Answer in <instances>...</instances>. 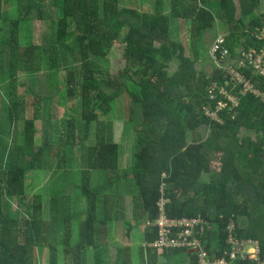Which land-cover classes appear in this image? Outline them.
Instances as JSON below:
<instances>
[{"label": "trees", "instance_id": "1", "mask_svg": "<svg viewBox=\"0 0 264 264\" xmlns=\"http://www.w3.org/2000/svg\"><path fill=\"white\" fill-rule=\"evenodd\" d=\"M259 1L240 0L250 9ZM119 2L0 0V18L8 21L10 30L5 50L0 49V80L6 86V92L0 91V95L8 97L7 119L11 123L24 121L18 145L10 150L5 146L0 152V264H43L44 250L49 251V264H60L61 249L64 264H109L110 252L99 244L100 237L104 238L109 222L120 219L119 194L126 187L132 190L131 226L156 220L158 202L164 199L167 217L202 218L210 225L198 227L194 238L211 261L229 256L232 246L227 241L231 233L241 244L257 241L260 261H264V104L248 94L240 98L236 108L227 107L218 113L220 123L209 119L205 111L215 110L217 100L223 99L220 88L235 95L239 90L215 66L210 75L198 70L202 37L216 28L218 19L226 24L221 49L228 50L229 61L250 49L263 48L264 39L253 35V30L261 31L264 22L251 10L236 19L230 0H152L148 11V6L137 10L120 7ZM45 3L54 11L55 41L34 44L32 19L42 18ZM12 11L16 17H11ZM248 18H252L249 24ZM173 19L189 26L187 53L181 43L169 39ZM117 40L124 44V65L114 76L107 73L103 78L97 60L104 59ZM60 60L67 64L72 60L64 66L63 92L66 98L80 99L78 118L84 127L81 129L77 118L64 117L66 126L57 145L59 150L70 146L69 152L74 153L76 145L84 150V168L80 169L79 181L74 177L72 192H67L65 179L69 181L70 177L63 173L66 156L58 153L59 186L30 196L29 174L46 168V153L51 154L54 146L48 144L51 134L46 119L44 139L38 143L39 109L33 112L34 98L26 101L19 94L20 73L35 77L44 64L55 71ZM243 73L264 93L261 76L251 68ZM211 84L216 85V100H209ZM27 86L29 92L31 89L38 94L35 82ZM122 93L130 99L131 110L140 107L141 116L135 109L138 118L132 121L133 115L128 117L127 124L135 131L136 162L131 173L118 179L123 133L102 117L110 113L113 100ZM51 125L53 128L52 120ZM77 125L78 135L82 132L86 138L91 135L90 126L95 127L97 140L87 148L84 144L88 139L76 135ZM241 130L254 133V139L240 138ZM212 163L218 164L217 170L213 171ZM203 174L208 175V181L202 180ZM120 181V188L113 190ZM110 186L111 191H107ZM79 192L86 201V211L76 244L74 223L78 214L74 212L73 193ZM240 217L246 219L247 227L239 224ZM144 234L148 243L157 239L155 228L145 226ZM189 251L144 245L135 254L140 264H158L159 256L170 263L178 254L189 264H199L197 252ZM114 264H133L132 248H115ZM234 264L260 263L238 259Z\"/></svg>", "mask_w": 264, "mask_h": 264}, {"label": "rangeland", "instance_id": "2", "mask_svg": "<svg viewBox=\"0 0 264 264\" xmlns=\"http://www.w3.org/2000/svg\"><path fill=\"white\" fill-rule=\"evenodd\" d=\"M49 0H46V2ZM231 2L229 3L230 9L233 10L235 14V18L239 19L244 15L245 13H249L250 10L251 12H254V17L259 18L262 22H264V0H260L259 4L255 5L252 9H250L248 4H243L240 2V0H230ZM120 7H129V8H135L137 10L143 9V7H147L145 9L148 11L149 9H152V0H120L119 2ZM2 9H4L2 7ZM43 16L41 17H34L32 19V24H31V32H32V42L34 44H50L55 41V28H54V11L50 8L49 3H45L43 6ZM10 15V14H9ZM54 15V16H53ZM11 17H16V14L12 11L11 12ZM10 17V18H11ZM252 18H248L247 23L251 20ZM8 21H3L0 18V49L5 50V44L4 41L7 38L8 35ZM218 24L216 25V28L205 32L204 36L202 37L201 41V47H200V61L198 62L199 68H203V64L207 66V69H212L214 68V64L211 60V57L209 55L210 47L211 44L214 40L215 37L218 38L219 34H225L226 33V24H222L221 20L218 19ZM249 24V23H248ZM225 25V26H224ZM253 35H257L259 38H264V26L261 31L256 28L253 30ZM170 40L172 41H178L179 43L184 46L185 51L187 53V47H188V42H189V26L186 23H183L182 21L178 19H173L172 20V34H170L169 37ZM47 40V42H46ZM123 47L124 44L120 41L117 40L114 42L112 45L109 53L104 59H98L97 64L101 68V72L99 73L101 77H105L107 73H109L111 76H114V74L120 70L123 65H124V60L122 57V52H123ZM0 50V51H1ZM1 55V54H0ZM5 56V53L3 54ZM42 56L44 54L42 53ZM187 57V56H186ZM47 62V60L44 57V62ZM61 64L58 67L57 70L50 71L48 67H44L40 70L39 73L35 75L28 76L26 72L20 73V80H19V87H18V92L21 95L25 96L26 101L30 98H34L36 101V105L32 109L34 112L36 109L38 110L39 114V119L37 121L38 125V135H37V140L38 143H42V140L44 139L43 133V119H46L48 121V126L50 125V132L51 134V139L48 140V144L54 146V149L51 148V154L50 151L46 153L47 159L49 160L48 164L46 165V168L37 173L29 174V186L31 188V194L30 196L40 194L42 191H49L48 188L50 187L52 190L59 186L60 180H62L61 174L58 171V166L59 165V160H58V153L61 152V156L65 155L66 156V167L63 169V173L66 174L67 177H70L69 181L65 179V184L68 187L67 192H72V181L74 180V177L76 176L78 181L80 179V169L84 168L83 161H82V156L84 154V150H80L78 148V145H76V152H69L72 147H67L63 150H59L60 145L59 139L60 135H63L64 128L66 126V123H62V120L64 117L66 118H77L78 125H80L81 129H83L84 125L79 121V115L81 114V102L80 99H71V98H66L63 92V89L65 87V70L66 67L70 63H72V60L68 62H63V60H60ZM5 67L7 66L6 62H4ZM205 69V67H204ZM34 78V79H33ZM35 82V87L38 91V94L32 93V90L30 92L28 91L27 85H30L31 83ZM30 88V87H29ZM35 89V90H36ZM0 91L6 92V86L5 82L0 80ZM263 94V93H262ZM52 96V97H51ZM8 97L5 95L1 96L0 95V130L2 133V137L0 138V152H4V147L6 146L8 150L11 149V147L14 145L15 147L18 145L20 142L22 136H23V128H24V121L23 118L14 121L11 123L6 116L7 114V108L9 106V101L7 100ZM5 102V103H4ZM130 99H125L123 93L115 100H113L111 104V110L110 113L107 116H103L102 120H104L106 123H112V126L115 128H119L122 130L123 137L121 140V145L119 149V156H120V165H119V172L117 174L118 179H122L121 175H124L130 170H132L133 165H135L136 158H135V153L137 152V148L134 146V129L133 126L131 127L130 124H127L128 122V117L132 114L133 118L132 121H134L136 118H138L137 112L140 115V107H134V109L131 104ZM6 105V106H5ZM137 112H136V110ZM131 110V111H130ZM49 111V112H48ZM51 114V119H48V116ZM51 120L53 124V128L51 125ZM139 121L136 122L138 125ZM127 124V125H126ZM77 125V131L76 135L78 136V139L80 138H85L87 140V144H84L86 148L88 145L91 143L93 144L95 142L96 137H94L93 133H95V127L93 125L90 126V133L91 135L88 136L87 138L82 135V132L79 134V130ZM135 125V127L137 126ZM201 133L203 132L206 134L205 130H200ZM0 133V134H1ZM207 135V134H206ZM250 137V139H254L255 135L252 132H248L246 130H241L239 137ZM46 138V137H45ZM111 136L109 139L111 140ZM190 137H188L189 139ZM76 138V143L78 141ZM66 139L64 138V142ZM49 147V146H48ZM49 150V149H48ZM122 158V160H121ZM65 166V165H63ZM213 171L218 169V164L212 163ZM98 173L96 172V175ZM95 176V172H93V177ZM115 177V180L117 179ZM208 175L203 174L202 175V180L203 181H208ZM62 182V181H61ZM94 182V181H93ZM122 181L119 182L118 186H114L113 190L119 189ZM95 184V183H94ZM134 186V185H133ZM112 186L107 189V191H111ZM59 188L58 190H60ZM128 192H132V190H127ZM79 193H73V206H74V212L78 214L77 219L74 223V228H75V236H74V242L77 244L78 241V236H79V225L80 223L84 220L85 217V211H86V201L84 198L79 195ZM122 199L125 198V194H121ZM46 199V197H45ZM17 207L15 208V210ZM124 212V211H123ZM120 213V212H119ZM49 215V214H48ZM47 217V214H45ZM102 216V215H100ZM241 220L239 221V224L242 227H247V222L246 219L243 217H240ZM113 223H118V222H113ZM136 226V229L134 230V233L136 236L138 234L143 235L144 233V223L140 222ZM137 238V237H136ZM142 244V243H141ZM135 248H133V264H140L139 261V256L138 254V248L141 247L138 243H134ZM60 264H64V254H63V249H61L60 252ZM113 259V257H112ZM185 257L181 254H178L174 257L171 258L170 263L167 262L165 258H163L162 264H189V260H184ZM42 261L43 264H49V251L44 250L42 251Z\"/></svg>", "mask_w": 264, "mask_h": 264}, {"label": "built area", "instance_id": "3", "mask_svg": "<svg viewBox=\"0 0 264 264\" xmlns=\"http://www.w3.org/2000/svg\"><path fill=\"white\" fill-rule=\"evenodd\" d=\"M224 38V35H219L218 38L216 37L209 51L210 57L214 66L221 69L230 83H232V87L238 88L239 91L235 95L220 88L219 94L223 96V99L217 100L215 110L205 111L206 117L218 123L221 122V118L218 115L220 111L227 107L236 108L240 98L248 94L254 95L264 104V93L256 88L251 80L243 73L244 69L251 68L256 75L264 79V46L260 50L250 49L248 52H244L234 60L229 61L228 50L221 49ZM215 88V84L209 86V100H216ZM165 204L166 200L160 199L158 202L160 212L158 218L154 221H145L146 227L157 229V239L147 244L149 248L160 250H192L199 248V251L196 253L199 264H234L238 259L242 261L253 260L264 264V261H260L259 258L261 248L257 241L250 240L241 244L237 239H234L232 233L227 241L232 246V251L229 253V256L226 254V257L211 261L208 253L201 247L200 241L194 238L198 227L205 225L209 228L210 225L202 218H169L165 215ZM232 229L233 225L230 227V230Z\"/></svg>", "mask_w": 264, "mask_h": 264}, {"label": "crops", "instance_id": "4", "mask_svg": "<svg viewBox=\"0 0 264 264\" xmlns=\"http://www.w3.org/2000/svg\"><path fill=\"white\" fill-rule=\"evenodd\" d=\"M219 35H225V34H219ZM203 66L205 67V69H204V67L199 68V66H198V70H200L203 73L210 75L212 73L213 68L209 70V69H207V66L205 64H203ZM129 173H131V172H129ZM127 189H128L127 187L120 189L121 191L119 194V201H120V204L122 205L121 208H118V210L120 212V219L119 220H113V221L109 222L106 226L104 238L101 239V237H100L99 244L102 246L105 245L104 247H107L109 252H110V254H109L110 255V263L109 264H114V250H115V248L119 249L120 247L130 246L133 250V248H135L134 243H138L139 245H141L143 247H144V245H147L146 243H148L146 238H145V234L144 233H143V235L138 234V236H136V234L134 233L136 226L135 225L131 226V224H130L131 223L130 221L132 220V198H131L132 194H131V192H128ZM121 194H125L124 199H122ZM123 205H125V206L123 207ZM113 222H118V223H113ZM143 223H144V221H143ZM144 229H145V226H144ZM139 249L140 248L137 249L138 252H139ZM112 257H113V259H112ZM163 258H165V257L164 256L158 257V264H162Z\"/></svg>", "mask_w": 264, "mask_h": 264}, {"label": "water", "instance_id": "5", "mask_svg": "<svg viewBox=\"0 0 264 264\" xmlns=\"http://www.w3.org/2000/svg\"><path fill=\"white\" fill-rule=\"evenodd\" d=\"M198 251H199V248H196V249H192V250H190L189 253H190V254H194V253H196V252H198Z\"/></svg>", "mask_w": 264, "mask_h": 264}]
</instances>
